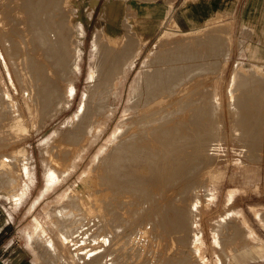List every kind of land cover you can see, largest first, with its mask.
Instances as JSON below:
<instances>
[{
    "label": "rangeland",
    "instance_id": "obj_1",
    "mask_svg": "<svg viewBox=\"0 0 264 264\" xmlns=\"http://www.w3.org/2000/svg\"><path fill=\"white\" fill-rule=\"evenodd\" d=\"M21 1L0 0V31L3 34L4 32H9L6 29L10 22L9 18L13 16L15 9H23L27 3H34L36 0ZM79 1L44 0L42 1L43 5L40 3L43 7L41 5V8L39 7L41 10L39 12L41 13L46 10L43 13L44 15H50L51 13L52 16L55 14L56 16L53 15L54 21L56 19V23L60 24L63 35L66 34L64 35L65 38L62 37L65 43H59L55 49L56 51L54 50L55 56L62 58L63 61H67V64L66 61L64 62L63 67L70 66V63L77 57V54L80 56L77 59L79 73L75 74L74 71L70 73L71 76L75 74L73 80L76 88L74 97L68 106L62 105L57 109V107L54 108V105L51 104L48 108H42V106L39 109L36 108L39 106V103L41 105V100L39 101L40 98L35 94L37 93V85H35L34 79V81L31 80L34 76L24 68L21 71L22 80L19 78L14 70L13 63L10 61H12L13 57L19 60L20 54H13L10 57L6 45L3 43L2 33L0 32V104L2 103L0 105V157L4 154V158L9 156L6 154L21 157L20 155L24 151L26 155L25 163H27L28 167L27 173L22 174L24 170L20 169L21 163L19 160L18 169L22 173L18 182L0 183V245H4V248L10 246L18 247L15 248L18 250V253H15V251L6 252L3 256L4 259L8 256L9 258H13V255H19L20 253L25 258L24 260L30 261L32 264H195L196 262V264H264V114H262L264 113V0H222L221 11H218L211 18L202 21L200 23L202 26L199 27H184L183 24H179L176 21L174 16H171L165 21L158 34L148 41L139 35L135 31L136 29L127 22H124L125 25L123 24L119 29H113L114 31L110 36L104 30L105 21L99 17L100 10L98 9L93 17L87 20L83 11L74 9V7L77 8L76 3ZM10 2H12L11 5ZM19 2L23 3V6L19 5ZM95 3L96 0H89L88 16L89 14L91 16ZM53 5L54 8H52ZM49 7H51V10L54 9V12H50ZM70 11L73 12L74 16H71ZM18 12L21 14V10ZM110 17L116 21L119 18V13H111ZM46 20L51 23L48 18ZM77 20L82 24L83 35H80L76 31ZM4 24L6 25L3 26ZM96 25L100 26L99 29L102 32L98 51L93 50L91 43L92 32ZM50 28L53 30L52 33L56 31V37L60 36V31L55 30V26H50ZM107 29H109L108 25L106 26ZM206 33L210 37L215 35V41L219 43L217 42L214 46L211 45V50H209L211 48L209 47L210 44H205L198 46L199 50L194 49L191 51V54L194 51V54L201 56L200 58H198L199 56L190 58L184 55L180 60L176 59L181 62L179 63L168 57L172 52L170 46L175 39L186 35V38L188 36L189 38L203 36ZM116 35L118 37L117 42H115L116 38L113 39ZM56 37L53 39L59 41L60 37ZM73 39L80 41L79 50L81 51H78L76 41H73ZM109 44L112 48H110ZM167 47H170V49L168 48L170 51ZM129 48H132L133 51H131L134 54L130 53L131 51H129L130 54L127 53ZM200 48H203L204 51L202 49L200 51ZM11 49L13 52L16 50L14 45ZM15 52L18 51L16 50ZM94 52L97 53L95 54ZM91 54L95 56L98 54L94 59L101 63L97 69L107 72V74L105 73L106 82L102 85L104 93H106L104 87H107L106 83L109 80L108 86L112 84L114 87L116 85L117 89L120 90L121 100L117 104V110L110 115V118L108 115L99 118L96 128H100L101 131L97 136L85 134L84 139L82 138L80 142H77L76 138H69V140H72L69 143L73 147L70 145L69 150L65 152H55L58 158L63 157V159L61 158L62 162H64L63 170L59 169L55 177L56 180L54 179L53 182L46 186L45 168L41 160L43 154L42 143L47 137L52 135L55 129L65 132L64 137L67 135L68 138V132L79 128L80 125H77L78 122L74 118V112L79 105L83 91L89 86L87 76L88 71L91 69ZM161 54L163 55L161 56ZM188 54L186 53V55ZM122 55L123 57L125 55L127 59L121 57ZM184 57L187 58L184 60ZM124 63L126 64L124 65ZM181 64L182 69L179 67ZM156 69H158L159 74ZM179 69H181V72ZM154 70L156 74H153L155 73ZM113 71L115 72V77L118 75L116 82L113 80ZM161 71L164 75L166 74V81L163 79L165 77L163 73L160 74ZM141 72L146 74V78L141 79L139 82L136 80V76ZM160 75L162 78L159 77ZM176 75H180L181 78ZM109 76H112V78H109ZM156 76L159 80H157ZM150 77L153 79L148 80ZM154 77H156V80ZM111 79L112 81H110ZM146 79L149 82H146ZM162 79L163 81H161ZM173 80L177 82L173 83ZM156 82L158 84H155ZM167 82L173 88L167 85ZM176 83L181 85H176ZM148 84H152L153 87L156 85L159 89L160 87L168 88V90L172 89V93H174L175 89V92H178L177 90L183 86H189L188 95H186L189 101L185 106V108L188 107V120H193V117L199 119L198 116L200 115V123L189 122V125L187 124L186 130L188 132L184 138L179 139L180 141L177 138L171 139L173 151L169 149L168 152L170 155L173 154V157L174 154L175 157L178 155L177 159H179V162L178 165L176 164L177 166L174 165L175 168L178 167L173 170L175 173H170L171 170L168 171V174L170 173L173 176L172 179L170 174V177L168 176L172 181H166V178L163 180L164 182H158L157 187L155 186V190H153L154 198L159 197H157L158 199L155 198V206L159 207L158 211L160 213L156 211L153 216L149 212L151 204H146L142 201H137V203L135 200L134 203L136 202V204H134L132 200L133 206L131 209L139 208L141 210L137 214H133L132 212L130 214L128 210L125 213V209L117 216L108 212L104 217L101 214H88L84 219V215L80 214L81 216L83 215L80 221V216L78 215L79 218H77V216H74V214H77L73 213L70 217L76 218L72 221V225L67 224L65 226L62 224L60 226L59 224L57 226L58 216L56 215V211L58 208L62 204L65 206L67 200H69L70 204L66 205L69 208L67 207L64 211V213H68L75 205V200L73 201L69 197L71 193H78L80 198L78 201L82 206L92 205L93 198L98 197V200L99 197L104 196L102 190H105L106 185L97 183L98 181L95 180V177L100 175V172L102 175L105 174V171H100L98 168H100L99 163L102 157L105 156L104 154L107 155L110 152V138L112 135L110 132L119 127V121L125 120L124 116L127 115H121V112L129 110V105L134 98L131 100L132 94H136L140 88H145ZM175 85L177 88H175ZM161 93L164 94L162 91L157 94ZM157 94L155 95L159 96ZM192 100H197V103H200L198 104L199 106L196 101L194 103ZM169 101L170 97L165 102ZM200 107L201 109H199ZM172 108L171 111L173 113L176 112L178 106ZM191 109L192 112H190ZM193 109L196 111H193ZM198 109L201 111L199 112ZM43 110L48 113H42ZM158 113H160V116ZM158 113L156 112L152 115V124H158L161 116L166 118L164 116L167 114H161L159 111ZM172 113L168 114L170 118L167 116L166 122H164L166 119L162 118V122L168 124L176 123L180 120L177 114L173 113L172 115ZM2 114L3 117L1 116ZM38 114L42 116H38ZM173 118L176 119L175 122H173ZM168 119L172 120L168 121ZM161 120L160 123H162ZM67 121L70 122L68 123L69 126L67 125ZM125 122L127 123L128 119ZM64 126H68L70 130H67L68 128L65 130ZM73 142L76 143L73 144ZM178 142L180 143L178 144ZM104 145H108V149L99 155V159L97 153ZM180 146H182V150ZM177 147L178 149H176ZM71 148L73 149L71 150ZM177 151L180 152L178 153ZM113 156L115 158L118 157L117 154ZM94 157L98 158V160L95 161ZM114 157H112L113 160L115 159ZM180 157L182 160L186 159L184 163ZM112 159L110 158L109 160L111 161L110 164H113ZM106 164L105 168L109 170L112 165ZM179 165L181 166L180 168ZM161 166V164H158L159 169ZM60 170L62 171L60 172ZM134 170L136 172H147L146 167L142 165L136 166ZM100 180L99 182H101ZM165 181L168 183V187L166 188ZM157 188L160 192L157 191ZM95 189L100 190L96 191ZM144 192L146 193V191ZM145 193L140 200L148 199ZM128 197L125 198L127 199ZM102 198L101 201H98L100 207L104 206L103 201L105 199L102 200ZM71 204L74 205L72 206ZM129 206L125 204L126 208H129ZM101 210H104L103 207ZM74 211H77V209H74ZM102 212L104 213L105 210ZM94 218L97 219L94 221ZM124 219L128 223L126 226L122 221ZM82 220L85 221L82 223ZM89 220L96 225L93 228L94 230L90 229L91 223H88ZM74 221L76 222V227H74ZM124 226L125 228H122ZM77 228L80 230H77ZM64 231L66 232L65 235L62 234ZM93 237L96 238L94 239ZM73 238L76 239L75 245L72 243ZM89 239L90 241H88ZM93 239L98 241H94ZM112 239L113 241H110ZM46 240H49L53 245L48 244ZM114 241L115 243H113ZM111 242L113 244H110ZM98 247L102 250L97 251ZM92 249L94 252H92ZM158 251L161 253H158ZM91 252L95 255H90ZM166 252L168 254L171 253V258H169ZM1 254H3L2 251ZM161 254L163 257H161ZM59 255L61 258H58ZM87 255L94 257H89L90 259H88ZM173 256H175V260ZM194 257L196 260L193 259ZM92 258L96 260L93 261Z\"/></svg>",
    "mask_w": 264,
    "mask_h": 264
},
{
    "label": "bare ground",
    "instance_id": "obj_2",
    "mask_svg": "<svg viewBox=\"0 0 264 264\" xmlns=\"http://www.w3.org/2000/svg\"><path fill=\"white\" fill-rule=\"evenodd\" d=\"M9 1V0H8ZM21 1V0H20ZM24 1V0H23ZM26 1V0H25ZM24 1V2H25ZM42 1L44 0H36L34 3H31V4H34L31 6H29V4L27 3L26 4V7H24L23 9H15V12L13 14V16L11 18H9V25L7 26V29L6 31L8 33H5L4 34L2 33V38H3V43H5L6 47H7V50L10 54V57L15 54L17 55L18 53L20 54V57H19V60H16L14 57V60L13 58H9L11 59L12 61H10L11 63H13V67H14V70L16 71V73L18 74L19 78L22 80V73L21 71L24 70V68L26 69V71H30L31 75L33 74L34 78H31V75H30V78L32 81L35 80L36 84L37 85V94L36 96H38L40 99L39 101L41 100V105L39 103V106L36 107V108H44V107H49L51 104L54 105V108L57 107H61L62 105H66L68 106L71 102V99L74 97V94H75V85H74V80H73V76H75L76 73H79V63L77 62L78 58H80V56L77 54V57L75 59L72 60V62L70 63V66H66V67H63L65 64L64 62L66 61H63L62 58L58 57V56H55L54 54V50L58 47V44L59 43H65V41H63V38L64 34L62 33V29L60 27V24L56 23V19L54 21V17L53 14L51 16V13L50 15L48 14L49 11L51 10L49 7L48 9H50L47 12L48 15H44V11L39 12L41 11L40 8L41 6L43 5L42 4ZM22 2V1H21ZM50 2V1H49ZM57 2V1H55ZM54 2V3H55ZM12 2H10V5H11ZM15 3V2H14ZM13 3V4H14ZM42 5H41V4ZM12 4V6H14ZM17 4V3H16ZM21 3L19 2V5ZM23 4V3H22ZM21 4V5H22ZM25 4V3H24ZM56 4V3H55ZM41 5V6H40ZM52 5V4H51ZM59 5V3H58ZM16 6V5H15ZM23 6V5H22ZM21 7V6H20ZM40 7V8H39ZM43 7V6H42ZM46 7V6H45ZM19 8V7H18ZM52 8H54V5L52 6ZM58 8V7H57ZM61 8V7H60ZM104 8V7H103ZM47 9V8H46ZM56 9V8H55ZM11 10V9H10ZM19 10H21V14H19ZM54 9H52L50 12H54L53 11ZM73 10V9H72ZM71 10V11H72ZM13 11V10H12ZM70 11V12H71ZM115 11V10H114ZM56 13V12H55ZM64 13V12H63ZM62 13V14H63ZM71 16H74L73 15V12L70 13ZM61 15V14H59ZM11 16V15H9ZM56 16V15H55ZM70 16V15H68ZM67 17V15H66ZM90 17V14L89 16ZM100 18H103V13L101 12L100 13ZM48 18L50 22H48L46 19ZM72 18V17H71ZM70 18V19H71ZM8 22V21H7ZM58 22V21H57ZM125 25V23H123ZM218 24V23H217ZM216 24V25H217ZM6 24H4L3 26H5ZM81 23L79 20L76 21V31L79 32L80 35H83V30L81 28ZM50 26H55V30L57 31H60V38L59 37H56L55 35V32L52 33L53 30H51ZM100 26L96 25L94 27V31L92 32V37H91V43H92V47H93V50L94 51H98V47H99V41H100V37H101V31L99 29ZM4 28V27H3ZM59 28V30H58ZM53 29V28H52ZM115 30V27H109V29L106 30V26L104 25V30L111 36V33ZM102 30V29H101ZM4 31V30H3ZM0 33V34H1ZM58 33V35H59ZM78 34V35H79ZM189 35V34H188ZM208 34L206 33L205 35L203 34V36H195V37H192V38H186V36L184 37H180L178 39H175L173 41V44L170 46L171 47V53H170V56H168L169 58H172V60H176V59H181L183 58V56H187V57H194V56H199V55H196L194 54V51H193V54H191V51L194 50V49H197L199 50L198 46H202V45H205V44H210L209 47L214 46L216 45V43L218 41H215V35L212 37L210 36H207ZM181 36V35H180ZM191 36V35H190ZM194 36V35H192ZM54 37L56 38H59L57 40L53 39ZM65 38V37H64ZM116 38V41L117 42V35L116 37H114L113 39ZM217 38V36H216ZM52 39V40H51ZM65 40V39H64ZM72 40V39H71ZM73 41H76V44L78 46V51H81L79 50L80 49V41L79 40H74ZM71 41V42H73ZM106 41V40H105ZM159 41V40H158ZM58 42V43H57ZM131 42V41H130ZM104 43V42H102ZM219 43V42H218ZM108 45V43H106ZM15 46V49L18 51V52H15L16 50H13L11 49L12 46ZM70 45V44H68ZM106 45V47H107ZM207 45V47H208ZM65 47V45H63ZM110 46V44H109ZM109 46L107 48H109ZM128 46V45H127ZM136 46V45H135ZM102 47V46H101ZM115 47V46H114ZM170 47H167V49ZM14 48V47H13ZM110 48H112V46H110ZM133 48V47H132ZM132 48H129L126 52L129 53V51L132 50ZM205 49V47H203ZM203 48H200V51L201 49L204 51ZM214 48V47H213ZM219 48V47H218ZM67 49V48H66ZM106 49V48H105ZM134 49V48H133ZM168 49V50H169ZM211 48H209V50H211ZM216 49V48H214ZM61 50V49H60ZM92 50V51H93ZM154 50V49H153ZM56 51V50H55ZM68 51V50H67ZM133 51V50H132ZM130 52V53H133V52ZM157 51V50H155ZM170 51V50H169ZM208 51V49H207ZM215 51V50H214ZM159 52V51H158ZM196 52V50H195ZM206 52V51H205ZM219 52V51H218ZM4 53V52H3ZM78 53V52H77ZM95 53V52H94ZM97 53V52H96ZM95 53V54H96ZM129 53V54H130ZM153 53V52H151ZM149 53V54H151ZM155 53V52H154ZM186 53H189L188 55H186ZM207 53V52H206ZM213 53V52H212ZM211 53V54H212ZM215 53V52H214ZM217 53V52H216ZM60 54V53H58ZM114 54V53H113ZM129 54H127L129 56ZM134 54V53H133ZM160 54V53H159ZM165 54V53H164ZM168 54V53H166ZM8 55V54H7ZM98 55V54H97ZM96 55V56H97ZM132 55V54H131ZM130 55V56H131ZM154 55V54H153ZM157 55V54H156ZM163 54H161L162 56ZM203 55V54H202ZM205 55V54H204ZM6 56V55H5ZM65 56V55H64ZM95 55L91 54V61H90V65H91V69L90 71H88V80L89 81V86L88 88H85V90L83 91L82 93V96H81V99H80V102H79V105L77 106L75 112H74V118L77 120V125L79 124V128L76 129V130H73L72 132H68V138H67V135H65L64 137V134L65 132H62L61 130H54V132L52 133L51 136L47 137L43 143H42V162H43V166L45 168V185L47 186L48 184H50L51 182L54 181L55 177L57 176L58 174V171L59 169H62L63 170V163L62 162L63 160V157L61 158H58L56 155H55V152L59 151H67L69 150V146L72 144L69 143L70 140L69 138H76L75 140H77V142H80L82 140V138L84 137L85 134H93L94 136H97L98 133L101 131L100 128H96V124L98 123V120L100 117L102 116H105V115H108L109 118H110V115L113 114L116 110H117V104L118 102L121 100V92L120 90L117 89V86L115 85L113 87V85H109L107 83H109V80H107L108 82L106 83V86L107 87H104L105 88V91L106 93H104V89H102V85L104 82H106V79H105V73L107 74V72L105 71H99V69H97L99 67V65L101 64L100 62H98L97 60H94L96 58ZM159 56V57H161ZM167 56V55H166ZM212 56V55H211ZM16 57V56H15ZM109 57V56H108ZM123 57V55L121 56ZM125 57V55H124ZM123 57V58H124ZM153 57V56H152ZM158 57V58H159ZM165 57V56H163ZM167 57V58H168ZM187 57H184V60L185 58ZM201 56H199L198 58H200ZM100 58V57H98ZM97 58V59H98ZM118 58V57H117ZM126 58V57H125ZM129 58V57H128ZM151 58V57H150ZM189 58V59H190ZM196 58V57H195ZM208 58V57H207ZM108 59V58H106ZM120 59V58H119ZM127 59V58H126ZM166 59V58H164ZM193 59V58H192ZM6 60V59H5ZM149 60V59H147ZM156 60V59H155ZM163 60V59H162ZM170 60V59H169ZM127 61V60H125ZM161 61V60H160ZM177 62H179L178 60H176ZM182 61V60H181ZM195 61V60H193ZM198 61V59H197ZM102 62V61H101ZM158 62V60H157ZM164 62V61H163ZM162 62V63H163ZM189 62V61H188ZM156 63V62H155ZM175 63V62H174ZM181 63V62H179ZM184 63V62H182ZM210 63V62H209ZM66 64H67V61H66ZM126 63H124L125 65ZM191 64H194V63H191ZM190 64V65H191ZM198 64V63H197ZM206 64V63H205ZM239 64V63H238ZM114 65V64H113ZM123 65V66H124ZM185 66H189V65H186V64H183ZM202 65V64H201ZM210 65V64H209ZM5 66V65H4ZM11 66V65H10ZM102 66V65H101ZM108 66V65H107ZM121 66V65H120ZM192 66V65H191ZM207 66V65H206ZM12 67V68H13ZM116 67V66H115ZM129 67V66H128ZM180 68L182 67V64L179 66ZM193 67V66H192ZM200 67V66H199ZM203 67V66H202ZM170 68V67H169ZM175 68V67H174ZM186 68V67H185ZM173 69V68H172ZM182 69V68H181ZM181 69H179V71L181 72ZM191 69V68H190ZM193 69V68H192ZM200 69V68H199ZM203 69V68H202ZM201 69V70H202ZM158 71V69H156ZM162 70V69H161ZM168 70V68H167ZM7 71V69H6ZM11 71V70H10ZM14 71V72H15ZM74 71L75 74H72L73 76H71L70 73H72ZM125 71V70H124ZM155 71V70H154ZM163 71V70H162ZM160 72L163 73V72ZM166 71V70H164ZM172 71V70H171ZM176 71V69H175ZM192 71V70H191ZM208 71V69H207ZM210 71V70H209ZM112 72V71H111ZM114 72V71H113ZM173 72V71H172ZM169 71L170 74L173 75V73ZM204 72V71H203ZM24 73V72H23ZM109 73V72H108ZM121 73V72H119ZM138 73V72H137ZM159 74V71L157 72ZM167 73V72H166ZM177 73V72H176ZM175 73V74H176ZM13 74V73H12ZM117 74V73H116ZM124 74V73H123ZM153 74H156V71L155 73ZM170 74H169V77H170ZM182 74V73H181ZM187 74V73H186ZM193 74V73H192ZM196 74V73H195ZM259 74V73H258ZM110 75V73H109ZM115 75V72L113 74V76ZM164 75V73H163ZM166 75V74H165ZM164 75V76H165ZM236 75H237V72H236ZM16 76V75H15ZM118 76V75H117ZM117 76L115 77L114 76V82H116V79H117ZM155 76V75H154ZM158 76V75H157ZM156 76V77H157ZM163 76V77H164ZM168 76V75H167ZM174 76V75H173ZM176 76H180V75H176ZM183 76V74H182ZM185 76V75H184ZM191 76V75H190ZM9 77V76H8ZM26 77V75H25ZM152 77V75H151ZM148 78L149 79H153V78ZM156 77L155 80H156ZM161 77V75L159 76ZM189 77V76H188ZM188 77H186L188 79ZM108 78V77H107ZM109 78H112V76H109ZM108 78V79H109ZM145 79L146 78V74L145 73H139L137 76H136V80L140 82L141 79ZM162 78V77H161ZM167 77L165 76L163 79L164 81H166ZM181 78V76H180ZM34 79V80H33ZM163 79L161 81H163ZM169 79V78H168ZM179 79V78H178ZM185 79V77H184ZM190 79V78H189ZM9 80V79H8ZM20 80V81H21ZM147 80V79H146ZM145 80V81H146ZM146 81V82H149V81ZM150 80V82H151ZM157 80L158 77H157ZM172 80V79H171ZM175 80V79H174ZM173 80V81H174ZM183 80V79H181ZM261 80V79H260ZM19 81V82H20ZM112 81V79L110 80ZM154 81V80H153ZM160 81V82H161ZM170 81V79H169ZM168 81V82H169ZM180 81V80H179ZM186 81V80H185ZM158 82V81H157ZM155 83V84H158V83ZM159 82V83H160ZM167 82V83H168ZM177 81H174L173 83H175ZM181 82H184V81H181ZM12 83V82H11ZM10 83V84H11ZM152 83V82H151ZM163 83V82H162ZM161 83V84H162ZM166 83V84H167ZM172 83V84H173ZM180 83V82H178ZM260 83V82H259ZM20 84V83H19ZM32 84V83H31ZM139 84V83H138ZM146 84V83H145ZM154 84V85H155ZM13 85V84H12ZM22 85V84H21ZM27 85V84H26ZM167 85H170L169 83ZM176 85H181V84H177ZM175 85V88H177V86ZM195 85V84H193ZM192 85V86H193ZM20 86V85H19ZM34 86V85H33ZM105 86V85H104ZM139 86H141L139 84ZM162 86V85H161ZM171 86V85H170ZM183 86V85H182ZM181 86V87H182ZM23 87V86H22ZM158 87V86H157ZM156 85L155 87L151 85H147L145 86V88H140L139 91H137V96L136 94H132L131 96V100L133 98V100L131 101V104L129 105V110L127 111H124V112H121V115H127V116H124L125 120L128 119V122L126 123L125 120L124 121H119V127H117L114 131L110 132L112 133L111 135V138H110V152L106 154H104L105 156L102 157V159L100 160V163H99V167L101 168H98V170L100 171H105V174L102 175L101 172H100V175H102L100 177V175L96 176L95 177V180H97L98 182L97 183H100L102 185H106V188H104L105 190H102L104 192V198L105 199L103 202H104V206H101L99 205V202L98 201H101V198L99 197V199L97 200L98 197L96 198H93L92 199V205H88V206H82L79 204V195L77 192H73L70 194H68V196L73 199L74 201V207L71 208V205H70V208H71V211H67L68 213H64V211L67 209V207L69 208V206H66V205H69L70 202L69 200H67V203L65 204V206L62 204L58 210L56 211V215L58 216V224L57 226H60L62 224H64L65 226H67V224H71L73 223L72 221L76 218H73V217H70L71 215H73V213H76L77 215L74 214V216H77V218H79L80 216V221H81V217H83L84 215V219H85V216L88 215V214H101L102 217H104L105 214H107L108 212L109 213H112L114 214V216H117L119 215L120 213H122L121 211H123V209H125V213L126 211L128 210L131 214V212L134 214V213H139L141 210L138 208V209H131L133 204H132V200H133V203H134V200L137 202H145L146 204H151V207L149 209V212H151L150 214H154L156 213V211H158L159 207L158 206H155L156 205V202H155V197L153 196L154 194V191L155 190V186L157 187V184L158 182L161 183V181L165 180L167 178L166 181L170 180L169 179V174L170 173H173L175 169L174 165H178V162H179V159H177L179 156L177 155V157H175V154H174V157L172 155L169 154V149L172 150V141L171 139L173 138H177L178 140L184 138L187 134V124L189 122H193V123H200V115L198 116L199 119H196L195 117H191L193 120H188V117H187V108H185L186 104L188 103L189 101V98L187 99L186 98V95H188V90H189V86L185 85L183 86L182 88L178 89L177 90L178 92H175L172 93L173 91H170L168 90V88H165V87H160L157 88ZM167 87V86H166ZM172 87V86H171ZM20 88V87H19ZM139 88V87H138ZM170 88V87H169ZM173 88V87H172ZM14 89V88H13ZM35 90V89H33ZM131 90V89H130ZM129 90V91H130ZM135 90V89H134ZM254 90V89H253ZM15 91V90H14ZM132 91V90H131ZM130 91V92H131ZM160 91H162L164 94H157L158 92L160 93ZM252 91V90H251ZM257 91V90H256ZM21 92V91H20ZM24 92V91H22ZM35 92V91H33ZM32 92V94H33ZM129 92V93H130ZM253 92V91H252ZM1 93V92H0ZM29 93V92H27ZM166 93V94H165ZM200 93V92H199ZM261 93V91H260ZM155 94L159 95V96H156ZM257 94V93H255ZM259 94V93H258ZM3 95V94H2ZM131 95V94H130ZM198 95V94H197ZM260 95V94H259ZM34 96V95H33ZM112 96V97H111ZM3 97V96H2ZM1 97V98H2ZM5 97V96H4ZM170 97V101L169 102H165L166 99ZM193 97V96H192ZM202 97V96H201ZM204 97V96H203ZM32 98V97H30ZM111 98V99H110ZM197 98V97H196ZM194 98V99H196ZM130 99V97H129ZM199 99V98H198ZM34 100V99H33ZM38 101V100H37ZM130 101V100H129ZM193 101V100H192ZM196 101V103L198 102L197 100H194ZM193 101V102H194ZM34 102V101H33ZM192 102V103H193ZM258 102V101H257ZM127 103V102H126ZM195 103V102H194ZM193 103V104H194ZM2 104V103H1ZM0 104V105H1ZM200 104V103H197V105ZM203 104V103H202ZM201 104V106H202ZM258 104V103H257ZM196 105V107H198ZM174 106H178V109H176V112H173L175 114H177V116L180 117V120L177 121L176 123H163L162 120L163 119H166L164 122L167 121V116L168 114L172 113L171 109H173L172 107ZM190 106V105H189ZM1 107V106H0ZM46 108V109H47ZM193 108V107H192ZM21 109V108H20ZM32 109V108H31ZM37 109V110H38ZM51 109V108H50ZM190 109V107H189ZM197 110V108H195ZM193 109V111L195 110ZM201 109V107L199 108ZM198 109V110H199ZM48 110V109H47ZM46 110V111H47ZM195 110V111H196ZM259 110V109H258ZM3 111V110H2ZM39 111V110H38ZM41 111V109H40ZM44 111V110H43ZM42 113H46L45 111ZM51 111V110H50ZM49 111V113H50ZM55 111V110H53ZM165 113L167 114L166 118H163L161 116V118L159 117L160 116V113ZM171 111V112H170ZM201 110H199L200 112ZM158 113L159 114V120H158V124H152L153 122V118H152V115L154 113ZM169 112V113H168ZM190 112H192V109L190 110ZM252 112V111H251ZM21 113V112H20ZM48 113V112H47ZM46 113V114H47ZM172 113V115H173ZM198 113V111H197ZM254 113V112H253ZM163 114V115H165ZM194 114V113H192ZM196 114V113H195ZM200 114V113H199ZM208 114V113H207ZM212 114V113H211ZM264 114V113H262ZM41 115V114H38V116ZM44 115V114H43ZM171 115V116H172ZM190 115V114H189ZM259 115V113H258ZM3 117V114L1 115ZM22 116V115H20ZM42 116V115H41ZM156 116V114H155ZM202 116V115H201ZM252 116V115H251ZM254 116V114H253ZM44 117V116H43ZM127 117V118H126ZM169 117V116H168ZM187 117V119H186ZM196 117H197V114H196ZM256 117V116H255ZM152 118V119H151ZM163 118V119H162ZM170 118V117H169ZM172 118V117H171ZM175 118V117H174ZM173 118V122L176 121V119ZM177 118V117H176ZM195 118V119H194ZM155 119V118H154ZM157 119V118H156ZM162 119V120H161ZM160 120L162 123H160ZM169 120H172V119H168ZM156 121V120H155ZM203 121V120H202ZM257 121V120H256ZM172 122V121H171ZM261 122V121H260ZM39 123V122H38ZM68 123H70L69 121H67V125ZM76 123V122H75ZM155 123V122H154ZM72 125V124H71ZM76 125V124H75ZM74 125V126H75ZM76 125V126H77ZM189 125V124H188ZM218 125V124H217ZM69 126V125H68ZM68 126H64L65 127V130H70ZM254 126V124H253ZM257 126V125H256ZM63 127V129H64ZM78 127V126H77ZM39 128V127H38ZM72 128V127H71ZM190 128V127H189ZM192 128V127H191ZM219 128V127H218ZM255 128V126H254ZM74 129V128H73ZM195 129V128H194ZM199 129V128H198ZM39 130V129H38ZM64 130V131H65ZM112 130V129H111ZM204 130V129H203ZM192 131V130H191ZM200 132V131H199ZM197 133V132H195ZM204 134V133H203ZM198 135V134H197ZM205 135V134H204ZM257 135V134H256ZM188 136V135H187ZM189 137V136H188ZM187 137V138H188ZM95 138V137H94ZM203 138V137H202ZM84 139V138H83ZM190 139V138H189ZM201 139V137H200ZM175 140V139H174ZM179 140V141H180ZM187 140V139H186ZM195 140V139H194ZM72 141V140H71ZM177 142V141H176ZM76 143V142H73V144ZM180 142H178L179 144ZM195 143V142H194ZM201 143V142H200ZM87 144V143H86ZM175 144V143H174ZM202 144V143H201ZM186 145V144H185ZM196 145V144H195ZM179 146V145H178ZM188 146V145H186ZM193 146V145H192ZM200 146V145H199ZM73 147V146H72ZM182 146H180V149H181ZM175 148V147H174ZM184 148V147H183ZM196 148V147H194ZM73 148H71L72 150ZM106 149H108V145L107 146H102L99 151H98V158L100 159L99 155L104 153L106 151ZM178 149V147L176 148ZM186 149V148H185ZM182 150V149H181ZM173 151V150H172ZM175 151V149H174ZM184 151V149H183ZM108 152V151H107ZM178 153L180 151H177ZM201 152V151H200ZM25 152L23 151V153L20 155L21 157H17L13 154H6V155H9L7 156L6 158H4V155H2L0 157V183H4V182H8V183H16L18 182V179L21 175L22 172H20V170L18 169V164H19V160H20V163H21V168L20 169H23L24 172L22 174H26L27 173V170H28V167H27V163H25ZM68 153V152H67ZM177 153V154H178ZM188 153V151H187ZM61 154V153H60ZM117 154L118 157H114L113 155ZM186 154V153H185ZM63 155V154H62ZM78 155V154H77ZM183 157H184V153L182 154ZM190 155V154H189ZM199 155V154H198ZM96 156V155H95ZM114 157L115 159L113 160L112 157ZM27 157H29L27 155ZM194 157V156H193ZM24 158V159H23ZM67 158V157H66ZM77 158V157H76ZM75 158V159H76ZM98 158L96 159V157H94V159H96L95 161L98 160ZM110 158L113 160V164H110L111 161ZM157 158V159H156ZM205 158V157H204ZM181 159V157H180ZM189 159V158H188ZM30 160V159H29ZM158 160V161H157ZM182 160V159H181ZM186 160V159H185ZM185 160H182L183 163ZM109 161V162H107ZM116 161V162H115ZM204 161V160H203ZM115 162V163H114ZM106 163H109V165H112L111 168L106 169L105 167L108 166ZM182 163V164H183ZM192 163V162H191ZM202 163V162H201ZM106 164V166H105ZM158 164H161L162 166V170H161V167L160 169L158 168ZM76 165V164H75ZM138 165H142V166H145L146 169H147V172L146 173H143L142 171L141 172H136L134 170V168ZM176 165V166H177ZM200 165V164H199ZM96 166V164H95ZM98 166V164H97ZM172 166V167H171ZM201 166V165H200ZM204 166V165H203ZM93 167V166H92ZM171 167V168H170ZM181 166L179 165V168ZM205 167V166H204ZM185 168V167H184ZM191 168V166H190ZM195 168V167H194ZM91 169V168H90ZM93 169V168H92ZM167 169V170H166ZM60 170V172L62 171ZM159 170H161L159 172ZM171 170V171H170ZM192 170V169H191ZM168 171H170V173L168 174ZM180 171V169H179ZM99 172V171H98ZM181 172V171H180ZM190 172V171H189ZM32 173V172H31ZM175 173V172H174ZM185 173V172H184ZM98 174V173H97ZM33 175V173H32ZM171 175V174H170ZM188 175V174H187ZM25 176V175H23ZM31 176V174H30ZM29 176V177H30ZM169 176V177H168ZM175 176V175H174ZM179 176V175H177ZM34 177V176H33ZM172 175H171V179H172ZM183 177V176H182ZM31 178V177H30ZM185 178V177H184ZM188 178V177H187ZM35 179V178H33ZM101 179V180H100ZM174 179V178H173ZM56 180V179H55ZM99 180L101 182H99ZM165 181V183H166ZM172 180H170L171 182ZM164 182V181H163ZM176 182V181H175ZM178 182V181H177ZM186 182V181H185ZM96 183V184H97ZM165 183H163L165 185ZM25 184V182H24ZM53 184V183H52ZM168 183H166L167 185ZM185 184V183H184ZM3 185V184H2ZM44 185V186H45ZM187 185V184H186ZM4 186V185H3ZM15 186V185H14ZM29 187V185H27ZM50 186V185H49ZM98 186V185H97ZM179 186V185H178ZM22 187V186H21ZM95 187V186H94ZM104 187V186H102ZM168 187L165 186V188ZM164 188V189H165ZM173 188V187H172ZM102 189V188H101ZM170 189V188H169ZM168 189V190H169ZM96 190V189H95ZM100 189H97L96 191H99ZM178 190V189H177ZM45 191V189H44ZM95 191V192H96ZM146 191V193L144 192ZM153 191V193H152ZM157 191L160 192V190H158L157 188ZM170 191V190H169ZM164 193V191H162ZM182 192V191H181ZM90 193V192H89ZM146 195V197L148 198L147 200H140L141 197L144 195ZM152 193V195H151ZM91 194V193H90ZM165 194V193H164ZM163 194V195H164ZM159 195V194H158ZM166 195V194H165ZM131 197V198H125V197ZM67 197V196H66ZM162 197H165V196H162ZM68 198V197H67ZM92 198V197H91ZM125 198V199H124ZM159 198V197H158ZM157 198V199H158ZM70 199V201H71ZM87 200V198H85ZM95 199V200H94ZM144 199V198H143ZM156 199V200H157ZM165 199V198H163ZM84 200V199H83ZM131 200V201H130ZM166 201V200H165ZM66 202V201H65ZM82 202V201H81ZM136 202L134 204H136ZM158 202V201H157ZM69 203V204H68ZM88 203V202H87ZM90 203V202H89ZM138 203V202H137ZM159 203V202H158ZM91 204V203H90ZM97 204V205H96ZM125 204L127 205H130L129 208H126L125 207ZM160 204V203H159ZM72 205V206H73ZM102 205V204H101ZM145 206V205H144ZM143 206V207H144ZM103 207V209L105 210V212L103 213L102 211L104 210H101V208ZM135 207V205H134ZM158 207V208H157ZM162 207V206H161ZM74 209H77V211H74ZM69 210V209H68ZM143 210V208H142ZM159 212V211H158ZM162 212V211H161ZM184 212V211H183ZM160 213V212H159ZM176 213V212H175ZM174 213V214H175ZM80 214H83L82 216ZM79 215V216H78ZM56 216V218H57ZM123 216V214H122ZM154 216V215H153ZM160 216V215H159ZM55 218V219H56ZM92 218V217H91ZM106 218V217H105ZM121 218V217H119ZM124 218V217H122ZM173 218V217H172ZM176 218V217H175ZM189 218V217H188ZM54 219V220H55ZM97 218H94V221L96 220ZM159 219V218H158ZM78 220V219H77ZM87 220V219H86ZM92 220V219H91ZM109 220V219H108ZM135 220V219H134ZM180 220V219H179ZM56 221V222H57ZM83 221L85 220H82V223ZM101 221V220H100ZM105 221V220H104ZM104 221H102V223H104ZM123 221V224H128L127 221L124 219L122 220ZM125 221V223H124ZM157 221V220H156ZM162 221V220H161ZM175 221V220H174ZM183 221V220H182ZM75 222V221H74ZM129 222V221H128ZM81 223V222H80ZM81 223V224H82ZM88 223H91L90 225V229L94 230L93 228H95L96 225H94V223L92 221L89 220ZM100 223V222H99ZM98 223V225H100ZM114 223V222H113ZM122 223V222H121ZM166 223V222H165ZM174 223V222H173ZM96 224V223H95ZM131 224V223H130ZM129 224V225H130ZM150 224V223H149ZM155 224V223H154ZM153 224V225H154ZM72 225V224H71ZM78 225V224H77ZM85 226V224H83ZM87 225V224H86ZM106 225V224H104ZM135 225V224H134ZM161 225V224H160ZM163 225V224H162ZM114 226V225H113ZM122 227V228H125ZM128 226V225H127ZM132 226V225H131ZM156 226V225H155ZM174 226V225H173ZM64 227V226H63ZM69 227V225H68ZM67 227V228H68ZM72 227V226H71ZM74 227H76V222L74 224ZM103 227V226H102ZM160 227V226H159ZM179 227V226H178ZM87 228V227H86ZM101 228V227H100ZM152 228V227H151ZM155 228V227H154ZM167 228V227H166ZM71 229V228H70ZM69 229V230H70ZM75 229V228H74ZM73 229V230H74ZM89 229V227H88ZM87 229V230H88ZM89 229V230H90ZM156 229V228H155ZM187 229V228H186ZM62 230V229H61ZM60 230V231H61ZM68 230V231H69ZM77 230H80L77 228ZM76 230V232H77ZM100 230V229H99ZM121 230V229H120ZM165 230V229H164ZM72 231V230H71ZM161 231V230H160ZM70 232V231H69ZM44 233V232H43ZM65 231L62 232L63 235H65ZM67 235V234H66ZM76 235V234H75ZM93 236V235H92ZM73 237V236H72ZM103 237V236H102ZM101 237V238H102ZM94 238V237H93ZM96 238V237H95ZM94 238V239H95ZM107 238V237H106ZM165 238V237H164ZM169 238V237H168ZM65 239V238H64ZM88 239V237H87ZM93 239V240H94ZM130 239V238H129ZM177 239V238H176ZM76 239L73 238V241L72 243H76L75 242ZM90 241V239L88 240ZM92 241V239H91ZM94 241H98V240H94ZM104 241V240H102ZM107 241V240H106ZM109 241V240H108ZM110 241H113L110 240ZM116 241V240H115ZM115 241L113 243H115ZM46 242L50 245H53L51 244V242L49 240H46ZM81 242V241H80ZM107 243V242H105ZM109 243V242H108ZM112 242L110 244H113ZM126 243V242H125ZM104 244V243H102ZM108 244V245H110ZM134 244V243H133ZM43 245V244H42ZM75 245V244H74ZM153 245V244H152ZM43 247V246H42ZM108 247V246H107ZM158 247V246H157ZM168 247V246H167ZM262 247V246H261ZM45 248V247H44ZM97 248V247H96ZM161 248V247H160ZM84 249V248H83ZM105 249V248H104ZM194 249V248H193ZM45 250V249H44ZM91 250V249H89ZM98 250H102L101 248L98 247L97 251ZM197 250V249H196ZM42 251V250H41ZM111 251V250H109ZM82 252V251H81ZM88 252V251H87ZM86 252V253H87ZM92 252H94V250L92 249ZM91 252V253H92ZM101 252V251H100ZM157 252V251H156ZM168 252V251H167ZM166 252V253H167ZM199 253V251H197ZM46 253V252H45ZM89 253V252H88ZM90 255H95V254H91ZM95 253H96V250H95ZM98 253V252H97ZM158 253H161L158 251ZM163 253V252H162ZM102 254V253H101ZM165 255V253H163ZM168 254V253H167ZM171 254V253H170ZM170 254L169 255V258L170 257ZM175 254V252H174ZM179 254V253H178ZM197 254V253H196ZM90 255H87L88 259H90L89 257H94V256H90ZM160 255V254H159ZM162 255V254H161ZM173 255V254H172ZM166 256V255H165ZM177 256V255H176ZM181 256V255H179ZM45 257L48 258L47 255H45ZM61 258V256L59 255L58 258ZM100 257V256H99ZM163 257V255L161 256ZM168 257V256H167ZM46 258V259H47ZM96 258V257H95ZM175 258V256H173V259ZM199 258V257H198ZM93 259V258H92ZM98 259V258H96ZM96 259H93L96 260ZM102 259V258H101ZM123 259V258H122ZM128 259V258H127ZM130 259V258H129ZM160 259V258H159ZM163 259V258H162ZM183 259V258H182ZM181 259V260H182ZM189 259V257H188ZM187 259V260H188ZM193 259L196 260V258L194 257ZM169 260V259H168ZM175 260V259H174ZM178 260V259H177ZM180 260V259H179ZM194 260V261H195ZM51 261V260H50ZM167 261V260H166ZM192 262V261H191ZM50 263V262H49ZM53 263V262H51ZM197 263V262H196ZM195 263V264H196ZM167 264V263H166ZM170 264V263H168ZM180 264V263H179Z\"/></svg>",
    "mask_w": 264,
    "mask_h": 264
},
{
    "label": "crops",
    "instance_id": "obj_3",
    "mask_svg": "<svg viewBox=\"0 0 264 264\" xmlns=\"http://www.w3.org/2000/svg\"><path fill=\"white\" fill-rule=\"evenodd\" d=\"M76 4L77 8L74 7V9L83 11L87 20L91 19L99 9L103 13L102 20L108 28L119 29L124 22H127L148 41L158 34L165 21L171 16H174L176 21L184 27L202 26L200 24L202 21L221 11L222 0H96L90 17L87 14L89 0H80ZM114 12L119 13L116 21L110 17V14ZM11 247L13 246L4 248V245H0V253L1 251L3 253L0 255V264H32L24 260L20 253L13 255V258L8 256L4 259L6 252L18 253L15 249L18 247L10 250Z\"/></svg>",
    "mask_w": 264,
    "mask_h": 264
}]
</instances>
